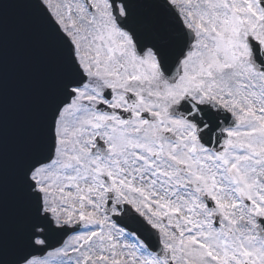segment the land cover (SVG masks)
<instances>
[{"label":"snow or ice","instance_id":"obj_1","mask_svg":"<svg viewBox=\"0 0 264 264\" xmlns=\"http://www.w3.org/2000/svg\"><path fill=\"white\" fill-rule=\"evenodd\" d=\"M0 264H264V0H0Z\"/></svg>","mask_w":264,"mask_h":264},{"label":"water","instance_id":"obj_2","mask_svg":"<svg viewBox=\"0 0 264 264\" xmlns=\"http://www.w3.org/2000/svg\"><path fill=\"white\" fill-rule=\"evenodd\" d=\"M21 11L10 8L5 58V107L10 139L23 122L32 102L40 70L19 34Z\"/></svg>","mask_w":264,"mask_h":264}]
</instances>
